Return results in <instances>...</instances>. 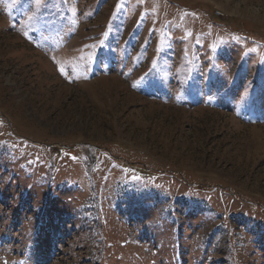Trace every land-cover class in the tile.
<instances>
[{"label":"rangeland","instance_id":"1","mask_svg":"<svg viewBox=\"0 0 264 264\" xmlns=\"http://www.w3.org/2000/svg\"><path fill=\"white\" fill-rule=\"evenodd\" d=\"M0 264H264V0H0Z\"/></svg>","mask_w":264,"mask_h":264},{"label":"trees","instance_id":"2","mask_svg":"<svg viewBox=\"0 0 264 264\" xmlns=\"http://www.w3.org/2000/svg\"><path fill=\"white\" fill-rule=\"evenodd\" d=\"M259 96H261V95H259Z\"/></svg>","mask_w":264,"mask_h":264}]
</instances>
